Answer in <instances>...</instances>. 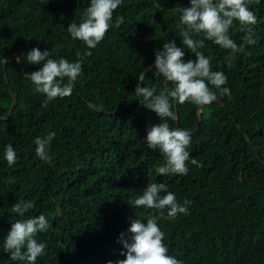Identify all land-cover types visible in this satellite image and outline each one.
<instances>
[{
  "label": "trees",
  "instance_id": "16d2710c",
  "mask_svg": "<svg viewBox=\"0 0 264 264\" xmlns=\"http://www.w3.org/2000/svg\"><path fill=\"white\" fill-rule=\"evenodd\" d=\"M89 6L90 0H0V114L10 106L9 90L16 101L9 117L0 119V264H27L3 252L4 238L11 223L40 214L51 227L35 237L46 245L36 264H115L125 258L119 255L121 233L127 234L135 218L146 223L148 213L156 216L168 255L183 264H264V0L249 5L258 21L252 26L255 45L247 44L234 21L229 36L244 46L243 53L233 55L209 40L198 49L213 71L226 75L222 87L230 96L209 85L223 106H200L199 119L197 105L172 101L177 120L167 122L189 131L186 150L201 166L189 160L187 175L163 176L156 168L165 158L145 141L159 117L140 103L134 89L136 77L154 64L155 50L165 42L184 47L185 62L196 59L182 46L183 29L174 11L190 7V0H122L94 49L67 31ZM33 48L49 50L51 59L82 61L71 96L44 106L46 96L34 92L23 75L42 67L26 63ZM6 53L11 55L3 70ZM154 72L155 66L144 73L141 86L158 94L164 77ZM52 132L47 163L36 156L33 141ZM8 144L17 155L12 167L4 158ZM148 183H164L178 203L191 201L189 214L169 217L168 209L130 207L127 201L142 195ZM24 202L32 207L23 217L12 212L15 203Z\"/></svg>",
  "mask_w": 264,
  "mask_h": 264
},
{
  "label": "clouds",
  "instance_id": "9594fccd",
  "mask_svg": "<svg viewBox=\"0 0 264 264\" xmlns=\"http://www.w3.org/2000/svg\"><path fill=\"white\" fill-rule=\"evenodd\" d=\"M122 0H90V6L84 10L79 24L71 22L67 31L73 40L82 41L88 49H94L104 39L111 26L114 11L120 6ZM260 0H190V7H175L179 14L182 28V46L193 54L196 59L184 60V47H177L175 41L163 43L162 50H155L156 76H163L165 86L156 94L155 88L141 86L145 79V70L136 77L137 84L134 89L135 96L148 110L159 117V123L151 125L147 129L145 137L147 148L159 149L165 162L156 168L160 175L188 174L187 163L201 165L195 158H191L186 149L191 143V134L181 128H171L168 120L175 121L176 113L173 111V103H192L197 106L209 105L217 100V95L209 85L218 89L222 95L230 96V89L222 87L227 83V77L223 72L213 71L210 59L204 56L198 49L205 47V40L212 41L231 54L243 53V45L230 38L229 29L234 26V21L239 22V31L245 32L244 40L249 45H255L257 41L252 37V30L257 24V16L249 5L259 4ZM123 18L116 21L118 27ZM203 36V39H194V36ZM49 50L41 51L33 48L26 54V63L42 65L37 71L25 73V77L31 80L33 90L44 94L49 101L59 97H69L74 88V82L82 74V61L69 62L64 58L59 60L49 58ZM91 56V51L85 52ZM17 62L20 58L17 57ZM67 78V82H65ZM172 87L169 88L168 84ZM55 133L46 137H37L33 143L36 145L35 154L42 161L51 163L49 146ZM4 158L9 167L17 163V155L11 144L6 145ZM161 193H166L161 195ZM191 201L185 199L183 204L177 202L173 192L167 190L164 183H148L143 189L142 195L129 199L127 204L132 208L143 207L160 210L168 209V216L177 214H189L188 205ZM32 207L30 202L15 203L12 212L21 217ZM51 227L49 219L40 214L27 219H18L11 223L3 243V252L10 253L13 261H26L27 264H36L38 257L45 254L46 245L38 243L35 238L38 233L47 232ZM164 233L158 227L156 216L148 213L146 223L139 219H133L127 234L121 233L118 242L123 250L119 255L125 257L118 259L115 264H183L174 256L168 255V248L163 243ZM113 264V261H108Z\"/></svg>",
  "mask_w": 264,
  "mask_h": 264
},
{
  "label": "water",
  "instance_id": "95a60500",
  "mask_svg": "<svg viewBox=\"0 0 264 264\" xmlns=\"http://www.w3.org/2000/svg\"><path fill=\"white\" fill-rule=\"evenodd\" d=\"M11 54L10 53H6V54H4L3 56H2V59H1V62H2V69L4 70V63H5V60H6V58L8 57V56H10ZM14 57H16V54L15 53H13L12 54ZM18 65H19V67H20V70L23 72V67H22V64H21V61H19L18 62ZM153 66H155L154 64H147L143 69L145 70V72L147 71V70H149L151 67H153ZM143 69H142V71H143ZM141 71V72H142ZM25 73L23 72V75H24ZM25 76V75H24ZM3 78H4V81L5 82H7V80H6V74H5V72H3ZM9 94H10V97H11V103H10V106H9V108H8V110H7V112L4 114V115H1L0 114V119H6V118H8L9 117V115H10V113H11V110H12V108H13V106L15 105V97H14V95H13V92H12V90H9ZM214 102H217V103H219L221 106H223V103L219 100V99H217L216 101H214ZM87 105L91 108V109H93V110H95V111H97V112H104V113H108L107 111H105V110H102L101 108H99V107H97V106H95V105H93L92 103H87ZM174 107H175V102H174ZM196 115H197V117H198V119H199V117H200V106H196ZM177 120V119H176ZM176 120H175V122H176ZM238 127V126H237ZM239 128V127H238ZM187 132H189V131H187ZM247 139V141H249L248 140V138H246ZM252 146V145H251ZM262 162V161H261ZM262 164L264 165V163L262 162Z\"/></svg>",
  "mask_w": 264,
  "mask_h": 264
}]
</instances>
